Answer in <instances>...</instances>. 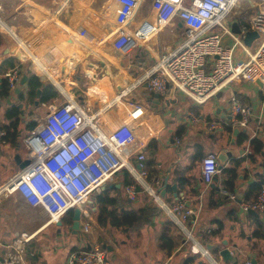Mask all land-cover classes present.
Wrapping results in <instances>:
<instances>
[{"label":"crops","instance_id":"crops-1","mask_svg":"<svg viewBox=\"0 0 264 264\" xmlns=\"http://www.w3.org/2000/svg\"><path fill=\"white\" fill-rule=\"evenodd\" d=\"M41 1L45 2L46 0H12V5L15 7L13 12L21 4L36 7L42 4ZM49 1L53 3L50 6L55 7L56 10L42 17L36 26L24 23L18 29L20 35L14 32V24L7 26L0 17V27L3 26L1 29L5 30V34L0 32V63L12 57L21 66L20 68L15 67L20 72V78L27 69L33 76L24 85H19L18 82L14 88L8 87L6 96L0 94V126L10 123L6 119V112L9 109L14 107L18 111L17 143L12 145L5 140L0 142V157L2 152L8 154L2 151V149H7L8 152L12 150V158L16 154L22 161L30 158L26 148L24 151L18 147V141L23 139L37 121L44 116L48 107L62 103L64 95L73 98L90 113L102 110L106 105L112 103L113 107L110 113L119 122L124 120L135 106H138L143 114L133 123V126L139 140L137 153L143 154L145 158L143 170L146 173V183L158 192L165 203L172 205L176 201H182L193 211L187 226L204 248H206V244L221 246L220 250L206 248L210 257L217 264H250L251 259H254L256 264H264V211H253L256 215H251L248 214V211L243 212L240 207L242 204L253 202L256 199L258 193L254 196V194L248 193V189L252 184L260 182L263 176L264 114L260 113L262 98L259 87L246 82L234 83L229 89L206 103L194 104L181 92L169 86L166 92L158 94L159 97L156 99L154 95L157 93L150 91L145 83L136 86L134 83L158 60L162 53L175 47L183 40L184 28L180 23L165 27L151 40L139 45L136 48L137 51L120 56L104 40L114 29L111 15L114 13L115 5L109 0H92L90 3H86V0H76L66 6L64 0ZM257 8V0H240L239 6L234 8L229 15V25L231 26L233 23L238 26L247 24ZM102 9L106 10L104 17L99 15ZM53 13L55 14L54 19L47 17ZM147 13L148 6L142 11L141 17L146 16ZM89 14L95 15L93 22L89 20ZM35 19H32L33 22L36 21ZM44 20L46 26L38 30ZM80 23H84L92 29L98 39L97 43L87 45L74 35V28ZM60 28L62 32L59 31ZM5 35L13 43L8 44ZM225 41L230 44L229 39ZM78 45L83 49L80 50ZM26 47L36 55L50 50L57 56L58 63L48 72L49 77L39 71L28 58ZM61 47L67 52L69 58L60 70ZM236 56L244 57L241 49L236 50ZM124 64L125 67H123ZM102 67L110 70L112 78L117 84L114 88L118 86V89L111 96H105L101 102L96 99L91 101L81 93L72 96L68 90L61 87V78H67L69 88L74 89L78 81L75 80L76 73L83 71L81 81H84V79H92L94 70ZM9 70L11 69L1 71V81ZM15 88L19 89V94H14ZM46 88L57 93L56 97L49 96L45 99L44 90ZM84 88L79 86L82 91ZM125 88L130 89L128 94L121 97L118 102L114 101ZM38 89L41 90L39 98L36 97ZM231 95L252 110V115L245 128L230 126L229 98ZM6 100H9L10 104H7ZM93 103H97V105ZM18 105H21L20 109L17 108ZM212 123L217 125L214 129L209 128ZM240 134L248 136V140L241 145L237 143ZM255 137L263 143L261 151L258 153H254L253 147L249 144L250 139ZM206 148L207 150H205ZM226 151H231L233 156L227 159L222 169H235L237 175L233 181V191L230 192L223 187V181L227 175L222 172L218 173L216 183L212 182L208 187H205L200 177L201 159L208 153L213 152L217 155L219 152ZM131 162L136 168L138 167L135 157L131 159ZM13 166L14 172H18L19 168L15 162H13ZM192 169H194V173L191 174ZM126 174L128 173L125 170L115 174L111 180L113 186L108 189H117L120 197L127 201L126 206L131 207L130 209L155 207V214L148 213L141 216L137 223L129 228H114L108 224L100 226L96 221L98 205L95 204L96 196L100 192H93L91 194L93 195L92 205L94 203L95 206H90V209L87 210V206L84 205L80 227L83 224L89 226V231L86 232L87 237L93 230H98L103 237L102 243L87 239L78 243L79 241L74 242L73 239L72 244L67 245L64 233L68 232L74 237L79 233L78 231L77 234H72L68 227L60 234L55 233L57 237L30 244V251L17 264H68V255L71 252L87 250L96 244L105 251L109 264H210L207 259L191 252L189 245L184 244L178 227L150 201L145 193L140 192L132 201L126 197L123 185ZM172 185L176 186V194L171 188ZM216 187L220 191H216ZM163 190L164 194L161 196ZM109 194L110 196L117 195L114 192H109ZM227 194L233 195L234 199L228 197ZM18 198L22 202L23 210L42 212L41 209L28 206L19 196ZM9 229V226L0 223V233L9 231ZM102 229L105 232L103 234ZM258 232L263 235L256 236ZM162 234H166L174 241V248L170 252L160 247L159 238ZM2 240L6 245L7 253L11 250L8 247L11 242L6 232L3 233ZM223 242H225L224 245ZM14 246L22 248L19 243ZM223 249L229 252L227 260H224L219 254ZM3 258L6 260L5 255Z\"/></svg>","mask_w":264,"mask_h":264},{"label":"built area","instance_id":"built-area-1","mask_svg":"<svg viewBox=\"0 0 264 264\" xmlns=\"http://www.w3.org/2000/svg\"><path fill=\"white\" fill-rule=\"evenodd\" d=\"M73 1L76 0H64V5ZM239 1L109 0L115 5L111 15L114 29L104 40L117 54L126 56L165 27L175 26L178 22L184 28L183 40L162 53L143 76L135 81V86L145 83L150 91L157 94H163L170 86L194 104H204L234 83L255 84L259 80L263 97L260 113L264 114V0H257L255 14L247 24L239 25L240 33L235 34L228 18L234 8L239 6ZM145 2L148 13L141 17L138 11ZM105 11L102 9L99 15L104 17ZM94 17V14L88 16L92 22ZM248 31H256L258 34L250 47L243 43ZM74 35L87 45L98 42L92 29L84 23L74 28ZM226 39L230 40V44L226 43ZM26 48L28 58L39 71L49 77L48 72L58 63L57 56L50 50L36 55ZM237 49L242 50L243 58L236 56ZM4 77L8 87L14 88L20 80V72L16 68L11 69ZM129 90L123 89L114 101L118 102ZM64 96L62 103L48 107L44 116L23 137L30 164L0 185V196H19L28 206L45 212L48 216L47 224H55L74 208L80 209L82 217L89 196L115 174L125 170L140 186L141 192L178 227L184 244L189 245L191 252L207 259L210 264H217L187 226L193 211L182 201L172 205L165 203L145 181V158L143 154L137 153L139 140L133 126L143 111L135 106L119 122L110 113L112 103L90 113L73 98ZM229 103L230 126L245 128L252 115L251 108L241 104L232 95ZM216 126L212 123L209 128L214 129ZM5 134V131L0 130V142L4 141ZM134 157L137 168L131 162ZM199 170L202 183L208 187L213 177L220 172L216 155H205L200 161ZM262 174L264 178V163ZM125 194L129 200H134L137 196L134 185L125 186ZM227 195L234 199L233 195ZM240 207L243 212L264 211V181L256 199ZM80 228L84 233L89 231L87 224ZM21 261L20 256L16 255L6 264ZM67 261L68 264H109L105 251L98 244L87 250L71 252Z\"/></svg>","mask_w":264,"mask_h":264},{"label":"rangeland","instance_id":"rangeland-1","mask_svg":"<svg viewBox=\"0 0 264 264\" xmlns=\"http://www.w3.org/2000/svg\"><path fill=\"white\" fill-rule=\"evenodd\" d=\"M1 2V6H2V11L0 12V17L1 20L3 21V23H5L7 26L8 25H13L14 24V32L18 35L19 34V28L24 24L27 23L30 26H36V23L39 22V20L42 17H45L47 14H50L51 12L55 11V7H51L50 5L53 4L51 1L46 0L45 2H42L40 6H36V7H30V6H24L23 4H21L16 10L14 11V6L12 5V0H0ZM53 1V0H52ZM147 6L146 2L143 3L140 6V9L138 11V13H140V15L142 14V11L144 10V8ZM41 9V10H40ZM250 13V12H248ZM47 17H51L52 19L55 18V14H51ZM33 18H36L35 22H33ZM47 19V18H46ZM45 19V20H46ZM32 20V21H31ZM45 20L43 21V23L38 27V30H41L40 28L46 26L45 25ZM47 23V22H46ZM0 27V32H2V34L5 32L4 29ZM59 31L62 32V29L60 28ZM5 34V33H4ZM20 35V34H19ZM5 40L8 44L13 43L11 41V39H9V37L7 35H5ZM78 48H81L80 50H82V46L78 45ZM134 51H137V49L133 50L131 53H133ZM130 53V54H131ZM115 56L117 54H114ZM69 55L67 54V52L65 50L62 49L61 47V53L59 55V64H60V70L65 66L66 61L68 60ZM148 63V62H147ZM125 67V64L124 66ZM101 69V70H100ZM103 70V71H102ZM93 78L92 79H84V81H81L83 78V71L78 72L75 74V80H78L75 84L76 88L71 89L69 88V84L67 83V78H61L60 80V84L61 87L64 90H68V93L71 94L72 96H76L77 94L81 93L83 94L84 97H88L91 101L93 99H96V101L101 102V100L103 98H105V96H111L112 93H114L115 90L118 89L114 86H116L117 84L114 82L113 78H112V74L110 72V70H108L107 68H99L98 70H94L93 72ZM97 83V84H96ZM116 84V85H115ZM250 84H254V83H250ZM120 85V84H118ZM255 85V84H254ZM79 86H83V91L81 89H79ZM97 89V90H95ZM261 88H259L260 90ZM178 91V90H177ZM221 94V93H219ZM217 94V96L219 95ZM95 105H97V103H93ZM92 105V104H91ZM2 147V146H1ZM15 147V146H14ZM18 147L22 148L24 151H26L25 146L22 142V139H20L18 141ZM207 150V148L205 149ZM2 151H4L5 153L8 154H4L2 152V155L0 157V185L4 184L6 181H8L16 172H14V166H13V158L11 157L12 155V150L11 151H7V149H2ZM208 154H214L216 155V153H208ZM191 174L194 173V169L191 170L190 172ZM114 178V177H113ZM113 178L111 180H113ZM111 180H109V182L105 183V188H112L113 183L111 182ZM101 188V187H100ZM97 189L95 192H100L101 189ZM119 190H121V188H119ZM122 196V193H121ZM93 197V195H91L88 200H91V198ZM94 203L91 207H94ZM90 206H87V210L90 209ZM0 210H3L4 213H6L5 215V219H7L8 215L11 217L10 213L13 212V210H16V212L18 213H25L26 211L23 210L22 208V202L19 200L17 195H10V196H4L1 195L0 196ZM34 211V210H33ZM105 233L104 230L102 229V234ZM65 236V240L67 241V245L72 244V242H77L80 243L82 240L84 241L85 239H87L88 241H96L97 243H102V235H100V232L98 230H93L91 232V234H89V237L87 233L82 232L81 229H79V233L74 237L72 235H70L68 232L64 233ZM74 239V240H73ZM73 240V241H72ZM72 241V242H71ZM78 243H74V244H78ZM65 246V245H64ZM22 248H20L21 250ZM21 254V252H19V255ZM16 255V254H15Z\"/></svg>","mask_w":264,"mask_h":264},{"label":"trees","instance_id":"trees-1","mask_svg":"<svg viewBox=\"0 0 264 264\" xmlns=\"http://www.w3.org/2000/svg\"><path fill=\"white\" fill-rule=\"evenodd\" d=\"M20 68V64L16 63L14 58L10 57L5 59L0 63V74L1 71L6 69H13V68ZM34 81V80H33ZM36 81V80H35ZM2 88L0 90V94L3 96L7 95L8 91V84L6 79H2L1 81ZM49 88H46L45 91V99H47L49 96L56 97L57 93L49 91ZM47 92V93H46ZM261 98H263L261 96ZM18 111L12 107L6 112V119L10 121L9 124L0 126V130L5 131L4 140L12 145H15L17 143V124H18ZM248 140V136L246 134H240L237 140V143L241 145L245 141ZM249 144L251 147H253V152L258 153L261 151L262 148V141H260L258 138L250 139ZM223 174L225 173L226 178H224L223 181V187L228 191H233V181L236 178V171L235 169H221ZM264 181V178L262 176V179L260 182L252 184L249 189V194H254L256 196L257 193L260 191V187L262 182ZM124 186L128 185H134L135 190L137 192V195L141 192L140 186L136 184V182L132 179L131 176L126 174L124 176L123 181ZM109 192H114L117 195L116 196H110ZM137 197V196H136ZM98 208V214L96 217V221L100 226H105L108 224L110 227L114 228H129L137 223V221L141 218V216H144L145 214L156 213L155 207H140L137 209H130L131 207L126 206L127 201H125L123 198L120 197L119 191L117 189H101L100 194L96 196V202ZM122 204V205H121ZM125 204V205H124ZM124 205V206H123ZM262 233H256V236L261 237ZM159 243L161 249L170 252L174 248V241L172 238L167 236L166 234H162L159 238Z\"/></svg>","mask_w":264,"mask_h":264},{"label":"flooded vegetation","instance_id":"flooded-vegetation-1","mask_svg":"<svg viewBox=\"0 0 264 264\" xmlns=\"http://www.w3.org/2000/svg\"><path fill=\"white\" fill-rule=\"evenodd\" d=\"M25 213H17L16 210H13L10 213L11 217L8 215L7 219L3 210H0V223L9 226V231H1L0 233V263L4 264L9 262L11 257L19 255L23 259L26 254L30 251V244H33L39 240H47L55 236V233L60 234L65 228H68L72 224V214H66L62 219L56 222L54 225L47 224L48 216L45 212L25 210ZM3 221V222H2ZM6 222V223H4ZM59 224V225H57ZM79 231V230H78ZM77 231V233H78ZM8 234V238L11 242L10 251L6 253V245L4 244L2 237L3 233ZM76 233V234H77ZM62 236V235H61ZM22 245V249H16L15 244ZM14 249L15 252H14ZM16 254V255H15ZM6 256L3 258V256ZM4 259V260H3Z\"/></svg>","mask_w":264,"mask_h":264},{"label":"water","instance_id":"water-1","mask_svg":"<svg viewBox=\"0 0 264 264\" xmlns=\"http://www.w3.org/2000/svg\"><path fill=\"white\" fill-rule=\"evenodd\" d=\"M181 25V24H180ZM231 30L233 33L235 34H239L240 33V30H239V26L236 24V23H233L231 25ZM258 38V34L256 31H248L245 33L244 35V38H243V43L247 46V47H250L251 46V43ZM32 74H31V71L29 69L26 70V73L25 74H22L21 75V78L20 80L18 81L19 82V85H24L28 82V80H30V78H32ZM1 82V80H0ZM17 82V83H18ZM255 84L261 88V82L259 80H256L255 81ZM0 88H1V85H0ZM14 94H19L20 91L18 88H15L13 90ZM41 94V90L38 89L36 91V97L39 98V95ZM155 98L157 99L159 97L158 94H155L154 95ZM6 103L7 104H10V101L9 100H6ZM17 108H21V105H18ZM20 113H22L20 111ZM173 115V114H172ZM233 156L232 152L231 151H226V152H219L217 155H216V159L218 161V169L221 170L222 167L225 165L226 161L228 158H231ZM14 162L15 164L18 166L19 170H23L25 167H27L29 164H30V158H26L25 160H21L20 157L16 154L14 155ZM218 180V174H216L214 177H213V183H216ZM105 185V184H104ZM101 186L100 189H104L105 186ZM118 187V186H117ZM174 194H176V186L175 185H172L171 186ZM216 191H220V189L218 187L215 188ZM164 194V190L161 192V196ZM92 202H93V197L91 198V200H87L85 202V205L86 206H92ZM71 214H72V224L70 226V231L72 232V234H76L77 231L80 229V221H81V211L79 208H74L72 209L71 211ZM248 214H251V215H256L255 212L253 211H248ZM59 225V224H57ZM225 244V242H223V245ZM206 248L208 250H214V249H221V246L219 245H216V244H206ZM219 254L221 255V257L224 259V260H227L229 259V252L228 250L226 249H223L219 252ZM250 264H256L255 263V260L254 259H251L250 261Z\"/></svg>","mask_w":264,"mask_h":264},{"label":"bare ground","instance_id":"bare-ground-1","mask_svg":"<svg viewBox=\"0 0 264 264\" xmlns=\"http://www.w3.org/2000/svg\"><path fill=\"white\" fill-rule=\"evenodd\" d=\"M10 32V31H9Z\"/></svg>","mask_w":264,"mask_h":264}]
</instances>
